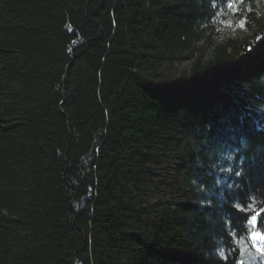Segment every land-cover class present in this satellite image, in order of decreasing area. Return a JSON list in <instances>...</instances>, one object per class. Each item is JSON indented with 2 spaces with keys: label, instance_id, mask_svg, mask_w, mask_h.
Returning <instances> with one entry per match:
<instances>
[{
  "label": "trees",
  "instance_id": "16d2710c",
  "mask_svg": "<svg viewBox=\"0 0 264 264\" xmlns=\"http://www.w3.org/2000/svg\"><path fill=\"white\" fill-rule=\"evenodd\" d=\"M231 2L0 0V264L242 258L231 205L264 207V58L246 56L264 0Z\"/></svg>",
  "mask_w": 264,
  "mask_h": 264
},
{
  "label": "snow or ice",
  "instance_id": "6c2138e0",
  "mask_svg": "<svg viewBox=\"0 0 264 264\" xmlns=\"http://www.w3.org/2000/svg\"><path fill=\"white\" fill-rule=\"evenodd\" d=\"M238 3H241L242 0H237ZM232 2L229 0L228 7L232 8ZM238 11V9H233ZM247 23V18H243L240 21V27L243 28ZM258 43L252 44L246 53L247 58L251 59L254 57L264 58V38L257 37ZM76 41H73V44H76ZM71 52L72 49L70 48ZM240 89L244 93H248V89L245 86V82L241 81L239 85ZM254 95V94H253ZM264 103V101H262ZM246 138V137H245ZM233 157L230 155L228 157L231 160ZM223 171L231 172L232 168L228 167L223 169ZM236 176L241 175V171L235 172ZM220 181H216V187H218ZM203 190V189H201ZM255 198H251V202H248L245 206L244 202H235L231 205V208L236 214H244L243 217V226L241 227L238 224L233 223L229 220L231 225L230 233L227 235V240L231 241V245H235L232 248V252H238L240 256H243L245 252L251 257L250 264H257V261L260 264H264V207H256ZM251 213V214H249ZM253 252L255 255H253ZM218 256L223 264H228L229 255L227 254L226 249L219 251ZM233 264H244L242 259H238L235 255L231 257Z\"/></svg>",
  "mask_w": 264,
  "mask_h": 264
},
{
  "label": "rangeland",
  "instance_id": "374dc122",
  "mask_svg": "<svg viewBox=\"0 0 264 264\" xmlns=\"http://www.w3.org/2000/svg\"><path fill=\"white\" fill-rule=\"evenodd\" d=\"M231 26H232V27L229 28V29L226 31V32H228L229 35H230V34L241 33V32H240L241 29L238 27V25H236L235 23H233ZM238 29H239V30H238ZM253 255H255L254 252H253ZM241 259L244 261V264H250L251 257L247 254V252H245V254L242 256ZM257 264H259L258 261H257Z\"/></svg>",
  "mask_w": 264,
  "mask_h": 264
}]
</instances>
